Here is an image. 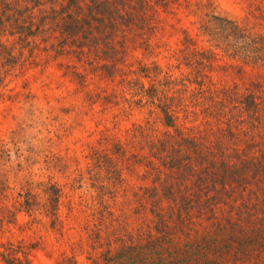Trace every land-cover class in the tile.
<instances>
[{
	"label": "trees",
	"instance_id": "trees-1",
	"mask_svg": "<svg viewBox=\"0 0 264 264\" xmlns=\"http://www.w3.org/2000/svg\"><path fill=\"white\" fill-rule=\"evenodd\" d=\"M165 3L0 0V90L52 60L81 61L100 51L111 55L108 49L127 30L130 17L145 23L147 6ZM210 23L217 47L240 63L222 67L238 68V73L250 67L258 79L245 88L208 86L205 74L215 68L218 55L213 49H199L191 37L186 39L181 57L193 77L185 82L171 79L170 85L195 89L145 90L144 106L150 101L155 106L148 110L146 124L160 119L166 129L149 137V125L143 127V154L133 158L121 144L114 148L115 154H122V163L132 160L147 169L156 184L141 195L135 228L111 206H103L106 212L99 218L92 211L87 232L100 236L111 231L100 254L105 262L91 260L92 264H247L252 252L250 264H264V32L248 18L239 21L214 14ZM92 159L90 168L110 169L111 185L122 184L115 177L118 162L110 158L108 163L101 154ZM25 187L23 197L38 200L36 209L45 208L57 226L62 195L56 184L41 190L43 194L39 192L43 183L34 179ZM0 261L33 264L30 253L14 242L0 244ZM68 264L79 263L70 258Z\"/></svg>",
	"mask_w": 264,
	"mask_h": 264
},
{
	"label": "rangeland",
	"instance_id": "rangeland-1",
	"mask_svg": "<svg viewBox=\"0 0 264 264\" xmlns=\"http://www.w3.org/2000/svg\"><path fill=\"white\" fill-rule=\"evenodd\" d=\"M165 1L147 6L145 23L130 17L127 30L108 49L111 55L100 51L81 61L52 60L0 90V244H18L30 253L33 264H68L70 258L79 264L105 262L100 254L111 231L96 236L86 230L92 211L99 218L105 205L116 216L125 214L132 228L137 226L141 195L156 184L155 176L132 160L122 163V154H115L114 148L121 144L133 158L143 154V127L149 125V137L166 129L160 119L146 124L147 112L155 106L152 101L144 106L145 90L195 89L170 85L171 79L185 82L193 77L181 57L187 38L218 55L215 68L205 74L208 86L245 88L258 79L250 67L242 73L222 67L240 63L217 47L210 19L214 14L239 21L248 18L264 32V0ZM203 27L210 30L204 32ZM100 154L108 163L110 158L118 162L115 177L121 179L120 186L111 185L110 169L89 167L92 157ZM30 178L43 183L41 194L53 184L60 190L57 226L45 208L36 209L38 200L23 197ZM253 259L254 252L247 264Z\"/></svg>",
	"mask_w": 264,
	"mask_h": 264
}]
</instances>
